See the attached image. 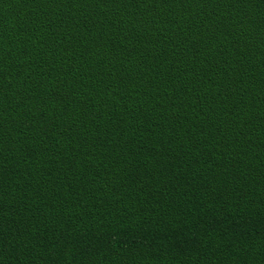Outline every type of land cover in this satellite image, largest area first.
I'll return each mask as SVG.
<instances>
[{"label":"trees","instance_id":"trees-1","mask_svg":"<svg viewBox=\"0 0 264 264\" xmlns=\"http://www.w3.org/2000/svg\"><path fill=\"white\" fill-rule=\"evenodd\" d=\"M0 264H264V0H0Z\"/></svg>","mask_w":264,"mask_h":264}]
</instances>
